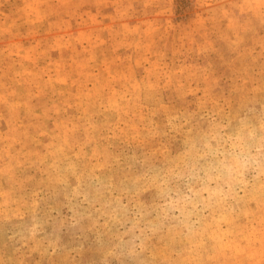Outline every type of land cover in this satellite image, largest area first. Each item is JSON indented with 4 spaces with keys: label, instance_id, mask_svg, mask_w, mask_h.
<instances>
[{
    "label": "rangeland",
    "instance_id": "obj_1",
    "mask_svg": "<svg viewBox=\"0 0 264 264\" xmlns=\"http://www.w3.org/2000/svg\"><path fill=\"white\" fill-rule=\"evenodd\" d=\"M0 264H264V0H0Z\"/></svg>",
    "mask_w": 264,
    "mask_h": 264
}]
</instances>
